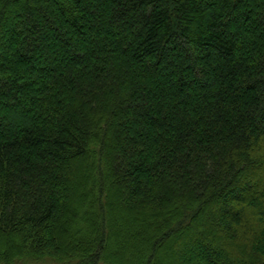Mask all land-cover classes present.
Masks as SVG:
<instances>
[{
  "label": "trees",
  "instance_id": "obj_1",
  "mask_svg": "<svg viewBox=\"0 0 264 264\" xmlns=\"http://www.w3.org/2000/svg\"><path fill=\"white\" fill-rule=\"evenodd\" d=\"M0 36V264H264V0H0Z\"/></svg>",
  "mask_w": 264,
  "mask_h": 264
},
{
  "label": "rangeland",
  "instance_id": "obj_2",
  "mask_svg": "<svg viewBox=\"0 0 264 264\" xmlns=\"http://www.w3.org/2000/svg\"><path fill=\"white\" fill-rule=\"evenodd\" d=\"M15 20V19H14ZM6 26H7V28H9L10 29V32H12V35H8V37L9 38H12L13 36H14V34L17 32V28H15V29H11L10 28V25L8 26V23L6 22ZM3 35H4V33H3ZM5 36V35H4ZM3 40H4V38L2 37V36H0V42L2 43L3 42ZM9 42H10V39H9ZM16 242L17 243H19V241L18 240H16ZM163 251L160 253V254H163V255H161L163 258L164 257H167V256H169V257H174L175 258V256H174V252H181V250H179V249H177L176 247H175V245H172L171 243H169L167 246H165L163 249H162ZM184 253V255L186 254L185 252H183ZM187 255V254H186ZM185 255V256H186Z\"/></svg>",
  "mask_w": 264,
  "mask_h": 264
}]
</instances>
